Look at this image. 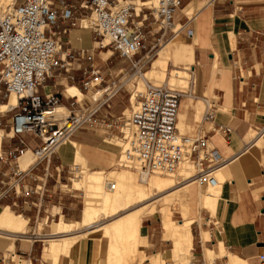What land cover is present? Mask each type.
Instances as JSON below:
<instances>
[{"label":"crops","instance_id":"0c3cea01","mask_svg":"<svg viewBox=\"0 0 264 264\" xmlns=\"http://www.w3.org/2000/svg\"><path fill=\"white\" fill-rule=\"evenodd\" d=\"M143 1L145 0H127L134 5L136 12ZM143 12L148 13V8ZM80 13L79 11L74 14L78 16ZM174 20L176 29L179 24L187 23V29H192L193 35L189 37L187 30L172 35L146 64L145 76L141 78L144 81L161 83H188L184 90L190 94H185L180 99L177 119V127L184 133H194L199 129L198 121L203 117L204 108L201 112L199 109L204 107L205 96L214 98L218 103L216 123L232 127V132L226 138L223 134L215 133L213 125H203L211 145L216 147L228 162L222 169L225 180L221 199L219 197L220 201L215 209L209 208L213 214L218 212L217 216L213 217L211 212L205 210L206 216L202 221L195 220L199 221L200 225L199 240L192 228L193 259L201 262L202 257H205L206 261H213L207 256L221 253L223 256L215 258L217 264H233L238 262V259L240 264H264L261 259L264 255V137L262 141L260 139V143L258 138L255 139L256 134H253V129L264 125V0H181ZM85 21L90 20L83 19L81 25L72 27L66 35L58 36L63 49H92L93 35ZM143 32V44L146 48L139 50L135 58L142 57L147 47L156 43L160 34L154 33L150 17L143 21ZM162 53L165 57L161 62L163 69L153 79L147 77L146 74L154 69L153 63ZM112 55L110 50L101 51L96 53L95 60L101 58L105 63L111 62ZM117 58L121 61L120 65L112 64L106 69L100 65L106 71L108 84L118 81L129 68L128 60L118 56ZM82 64L84 61L80 60L75 63V67ZM75 73L74 83L67 79L47 80L46 91L62 93V106H69L71 102L75 106L88 104L89 93L80 90V72ZM136 79L137 77H134L133 82ZM129 85L130 83L121 85L108 100L109 107H101L95 116L108 114L112 119L124 117L128 103H133L135 92L132 91H136L138 81L133 84L135 88L130 85L129 90ZM70 88H77L80 98L73 95L71 98L68 93ZM40 91L44 93L42 89ZM1 106L3 105L1 104L0 108ZM1 136L2 131L0 139ZM252 139L254 140L251 142ZM25 140L32 147L38 144L29 135ZM8 143L16 145L18 140L3 137L1 149L6 148ZM109 143V138L105 139V134L97 128L83 127L74 131L64 145L59 147L57 155L48 165L52 177L46 180L45 192L42 195L33 193L27 199V205L22 204L23 198L16 199V206L12 205L8 198L0 202L4 216L9 218L7 223L0 220V253H3L4 257H10L11 251L17 249L31 264H34L32 259L36 260V255L40 258L39 263L35 264H51L42 259L44 251H40L37 242L46 241L45 237L50 235L53 222L81 219L80 197L75 190L69 189L72 188L69 187L72 182L70 176L57 173L54 166L61 164L66 167L73 164V170L101 173L103 171H91L90 165L103 170L108 165H114L119 156L114 144ZM31 161L30 151L24 152L19 159L22 168L27 167ZM190 166L192 173L198 171L192 162ZM45 167L42 163L33 170V174L41 176ZM31 183L35 184L36 181ZM198 189L200 187L195 183L184 191L182 209L179 210L183 215L182 221L192 217L198 218ZM21 216L24 222L21 221ZM83 220L84 215L80 222L71 223L81 224ZM214 221L219 222L221 229L212 226ZM160 226L159 218L154 215L143 218L140 232L147 240V244L143 245L145 256L159 255L162 259L170 260L171 239H164ZM221 243L224 245L221 246ZM103 246V241L100 245L97 238L86 237L84 243L75 245L70 258L61 256L59 264H77V260L80 264L81 257L82 264H96L98 255L100 254L99 258L102 255ZM197 247L200 248L199 252ZM226 249L227 253L224 254ZM21 262L18 261L19 264H26Z\"/></svg>","mask_w":264,"mask_h":264},{"label":"built area","instance_id":"2783aa9c","mask_svg":"<svg viewBox=\"0 0 264 264\" xmlns=\"http://www.w3.org/2000/svg\"><path fill=\"white\" fill-rule=\"evenodd\" d=\"M180 6L181 0H155L147 5L143 1L136 12L133 4H120V0H14L4 14L0 13V105H5L0 111L1 139L18 140L16 145L8 143L0 152V202L8 198L16 206V199L23 198L22 204L27 205L33 193L42 195L46 180L52 177L48 165L59 147L83 127L101 130L105 139L118 137L122 145L117 166L136 171L142 182L150 175L173 174L181 161L189 159L198 169L197 179L202 184H219L215 173L228 160L211 145L203 125H213L214 132L226 138L232 127L216 123L219 106L214 98L204 97L203 117L194 133L180 132L177 127L180 99L190 93L167 82L154 84L145 80V88L136 92V104L130 105L127 119H112L108 114L95 116L101 107H109L108 100L125 84L122 81L125 75H144L146 64L156 54V45L169 32L174 35L187 30L189 37L193 35L187 23L179 24L174 30V17ZM147 8L148 13L143 12ZM149 17L159 37L142 57L135 58L139 50L146 48L143 21ZM85 18H90L92 49H63L58 36L66 35ZM109 50L130 64L122 78L112 84L106 82V71L95 60L96 53ZM80 60L84 64L75 67ZM76 71L80 72V90L98 94L97 99L88 98L87 106H75L71 102L63 106L65 112H60L57 107L62 106V93L46 91L47 80L67 79L74 83ZM253 130L258 138L264 137V125ZM27 135L38 144L32 147L25 140ZM26 151L31 152L32 161L21 168L19 158ZM42 163L46 166L43 174L34 175L33 170ZM54 169L68 174L72 181V165L57 164ZM110 187L113 189L114 184ZM212 226L221 229L218 221L212 222ZM261 259L264 260V255ZM192 264L209 263L202 257L201 262L194 260ZM212 264H217L216 259Z\"/></svg>","mask_w":264,"mask_h":264},{"label":"bare ground","instance_id":"6f19581e","mask_svg":"<svg viewBox=\"0 0 264 264\" xmlns=\"http://www.w3.org/2000/svg\"><path fill=\"white\" fill-rule=\"evenodd\" d=\"M146 1L148 0H145L144 4ZM13 3L14 0H0V13L4 14L7 11L5 9L10 8ZM127 3L131 4L127 1H120V4ZM152 3H155V0H150L148 3H146V5ZM84 20H90V18H85ZM89 22L90 21H85L84 23L86 26H88ZM174 30L176 31V26ZM175 34L173 36H175ZM164 58V53H162L161 57L155 63H153L154 69L150 72L148 71L149 73L146 74L147 77H150L152 79L153 77L158 75V72L163 69L161 62L164 60ZM145 73L146 71L144 72L143 76H145ZM139 76L140 75H134L130 77L132 78ZM130 85L135 88L132 83H130ZM136 88V92H141L140 90L145 88V81L143 79H140ZM136 92L134 96L136 95ZM68 93L80 98L77 88H70ZM97 96L98 94H91L90 99L95 100L97 99ZM14 102L15 98L12 96L10 99V103L13 104ZM133 103L136 104L134 97ZM4 109L5 105L1 106L0 111ZM57 110L60 112H65L66 108H64L63 106H59L57 107ZM128 116H126V119L128 118ZM253 134H256V132L253 131ZM257 138L258 137L255 135V139ZM258 139L259 140L257 141H260V139L262 140L263 138ZM190 162L191 161L189 159L181 161L177 170L173 174H169L172 176H176L177 179H188L187 177H191L190 179L185 180V182H183L182 184L178 185L177 183H175L177 180H173L172 178H154V176L157 175L154 174L150 175L145 181L148 182L152 178L150 183L142 187L133 186L132 181L134 178L126 175L128 171L125 173V175L117 177L115 179V182L111 181V178L109 177H112L116 174V171H111L110 173H108V179L105 180V188H102V174L100 172H89L87 170L77 171L73 170L72 167L71 171L73 173V177L71 176V187L78 189L80 187H86L87 190L90 189L92 191L91 193L93 195V198L87 197L85 200V209L83 214L84 220L81 223L88 228L83 231L75 232L73 230L74 224L64 221L53 224L52 232L57 236H49V238H47L49 244L44 249L43 259L50 262L51 264H59L61 256L70 258L74 251L75 245L84 243L86 237L95 234V238L102 239V241L104 242L102 255L100 258H98V264H141L142 259L145 257V253L144 250H141L142 248L137 247L136 239L140 237V229L143 218L146 215L155 214L157 212L156 201L152 202V197L156 194L157 191L158 193L163 195L162 199L165 202H176L175 204H177V210L179 211L180 209H182L184 191H186V189H189L195 183H201L197 179V174L191 172ZM223 168L224 167L218 169L215 173L216 178L219 180V184L217 186L209 184L207 196L200 201V203L204 207L211 209L216 208L218 198L220 197L219 190H222L221 187L225 180L222 173ZM132 171L137 175V180L141 181L136 171ZM111 183L114 184L113 189H111L110 187ZM133 204H138V206L132 207L133 209L127 212H122V207H125L123 209H127ZM3 213V209L2 207H0V220H3L4 223H7L9 221V218L5 217ZM168 217L169 214L165 213L163 216V221L165 223V235L166 237L171 239L174 246L169 252L170 260L167 259V261L166 259H162L158 255L152 257L150 259V262L151 264H169L168 262L170 261V264H173L174 262L178 261L180 262V264H187L190 259L193 258V255L191 253V249L193 247L192 224L196 219L192 217L181 222H170ZM20 219L23 222L25 221L22 216L20 217ZM1 229L2 228H0V232ZM60 234H63L64 236L58 237V235ZM223 245L224 244L221 243V246ZM214 260L207 262L209 264H212ZM76 263L78 264V260ZM80 264H82V257L80 260ZM233 264H240L239 259L238 262H233Z\"/></svg>","mask_w":264,"mask_h":264},{"label":"rangeland","instance_id":"374dc122","mask_svg":"<svg viewBox=\"0 0 264 264\" xmlns=\"http://www.w3.org/2000/svg\"><path fill=\"white\" fill-rule=\"evenodd\" d=\"M9 9V8H8ZM8 9H5V10H8ZM173 34L172 33H168L167 35H166V37L160 42V44H157L156 45V47H155V51H156V54H157V51L159 50V48L161 47V45L164 43V42H166L168 39H170V37L172 36ZM148 49L150 48V47H147ZM101 56V55H100ZM96 61L98 62V64L99 65H101L103 68H109L108 66H111L112 64H116V65H120L121 64V61L117 58V56H116V54H113L112 55V59H111V62H107V63H105L101 58H98V59H96ZM122 76L123 75H121V77L120 78H122ZM187 76V75H186ZM124 78H126V79H124ZM131 77H128V75H125V77H123V83H133L134 85H135V83H136V80L139 82V80L140 79H142L141 77H137V79L133 82V78L134 77H132L131 79H130ZM156 78H159V80H163V79H161L160 77H156ZM153 79V78H152ZM129 80V81H128ZM128 81V82H127ZM152 83H154V84H160L161 83V81H157V82H154V81H152V80H150ZM165 82V81H164ZM177 81H171V82H168L167 81V83L169 84V85H171V86H173V87H176V88H181V87H187L188 86V83L185 81V82H181L180 84H177L176 83ZM136 87V86H135ZM128 88H129V90H130V85L128 86ZM144 89H142V90H140L141 92L143 91ZM132 92H136L135 91V89H133V91ZM90 95V94H89ZM132 107H134L135 106V104L134 103H132V105H131ZM131 106H130V103H128V109H127V111H126V113H125V115L126 116H128L129 115V113H130V110H131ZM203 108L204 107H201L199 110H200V112L203 110ZM126 116H124V117H126ZM179 131L180 132H183V130H180L179 129ZM109 141L111 142V143H109V145H112V143L114 144V146L117 148V154H119V156H118V159H117V161H116V163L114 164V165H108L105 169H103V170H101V169H95L94 168V165L93 164H91L90 166H91V171H103V172H101V174H102V177H101V185H102V188L104 187L105 188V185L106 184H104L105 183V180L106 179H108L107 177H109L108 176V172H110V171H112V170H114V171H116V174L114 175V176H112V177H109V178H111V181H114L115 182V179L117 178V177H121V176H123V175H125V173L128 171V173H126V175L127 176H129V177H131V178H134L133 179V186H145V185H148L149 183H150V181L152 180V178L148 181V182H141V181H138L137 180V175L132 171V170H130V169H124L123 167H118L117 166V164H118V162L120 161V158H121V145H122V141L118 138V137H110L109 138ZM262 141V140H261ZM261 141H260V143H261ZM108 143V142H107ZM55 157V156H54ZM112 164V163H111ZM81 165L79 164V167H80ZM72 167H73V164H72ZM107 170H109V171H107ZM194 174L196 173H198L197 172V170L196 171H194L193 172ZM119 174V175H118ZM180 174V173H179ZM178 174V175H179ZM73 177V176H72ZM71 177V178H72ZM154 178H162V179H167V178H172L173 180H177L175 183H177L178 185H180V184H182L183 182H185V180H188V179H190L191 177H187L188 179H186V178H180V179H177V177L176 176H172V175H156V176H154ZM71 183L72 182H70V185H69V187H71ZM197 185L200 187V189H198V193H197V200H198V214H197V219L196 220H199L200 222L202 221V219H203V217L204 216H206V211L205 210H208L209 212H211L210 210H209V208H207V207H204L201 203H200V201H201V199H203V198H205L206 196H207V192H208V187H209V184H206V185H204V184H202V183H197ZM222 186H223V184H222ZM117 187H118V185H117ZM222 188V187H221ZM220 188V189H221ZM69 189H71V190H75V192L76 193H78L79 194V197H80V208H81V219L80 220H77V221H65V220H61V221H56V222H53L52 223V228H53V224H55V223H60V222H62V221H64V222H67V223H71V222H80L81 220H82V216H83V209H84V206H85V200H86V198L87 197H91V198H93V195H92V191L90 190V189H88L87 190V188L86 187H80L79 189H72V188H69ZM85 189H86V191H85ZM193 189V188H192ZM89 191V192H88ZM193 190H191V192H192ZM200 192H201V194H200ZM219 192H220V199H221V193H222V190H219ZM88 193V194H87ZM193 193V192H192ZM199 195H201V196H199ZM162 196L163 195H161L160 193H158L157 191H156V194L152 197L153 199H152V202H155L156 201V205H157V212L155 213V214H150V215H154L155 217H157V218H159V221H160V228L162 229V232H163V237H164V239H169V238H167L166 236H165V223H164V221H163V216H164V214L166 213H168L169 214V221L170 222H177V221H179V222H181L182 220H183V215H182V213L180 212V211H178L177 210V204H175L176 202H172V203H167V202H165L163 199H162ZM200 199H199V198ZM154 198H156V199H154ZM220 199L218 198V201H220ZM158 200V201H157ZM218 201H217V203H218ZM200 203V204H199ZM167 204V205H166ZM136 206H138V204H133V205H131V207H129V208H127V209H123V208H125V207H122L121 208V210H123L122 212L124 213V212H127V211H129V210H131V209H133L132 207H136ZM167 206V207H166ZM3 207V206H2ZM176 208V209H174V208ZM4 208H6V207H4ZM12 209H13V207H11ZM162 208V209H161ZM8 209V208H7ZM8 210H10V211H12L11 209H8ZM14 210V209H13ZM168 210V211H167ZM202 211V216H201V211ZM213 210V209H212ZM15 211V210H14ZM16 212V211H15ZM217 214H218V212H216ZM208 215H209V213H207ZM211 214H212V216L213 217H215V216H217V214H213L212 212H211ZM146 216H148V215H146ZM145 216V217H146ZM104 220H107V219H104ZM199 221H197V222H195V223H193V225H192V228H193V232H194V235L195 236H197V239L199 240V232H200V225H199ZM72 224V223H71ZM79 226V227H78ZM86 228H88L87 226H85V225H82V224H75L74 226H73V230L76 232V231H83V230H85ZM196 228V229H195ZM198 228V229H197ZM141 230V229H140ZM27 234H28V229H27ZM54 233L51 231V233H50V235H48V236H46L45 237V242H42V241H40V242H37L38 244H39V248H40V251L42 250V253H43V251H44V249H45V247L46 246H48V244H49V241L47 240V238H49V236L50 237H54L56 234H54ZM57 236V235H56ZM55 236V237H56ZM60 236H64L63 234H60V235H58V237H60ZM88 237H94L95 238V234H92V235H90V236H88ZM209 237H210V233H209ZM97 241L99 242V244L100 245H102V241L101 240H98L97 239ZM170 242H171V248H173V242L171 241V240H169ZM136 244H137V247L139 248H142L141 250H144V247H143V245H146L147 244V240H146V237L145 236H143L142 234H141V232H140V237H138V239H136ZM199 244H200V242H199ZM43 248V249H42ZM214 250V249H213ZM200 251V248L199 247H197V252H199ZM192 252V254H193V251H191ZM145 253V252H144ZM227 253V249H226V251H224V254H226ZM99 256H100V254L98 255V258H99ZM152 256H154V255H152V254H150V255H148V256H145L143 259H142V262H141V264H151V262L149 261L151 258H152ZM193 256H194V254H193ZM206 256H207V254H206ZM217 256H223L221 253H216L214 256H207L210 260H214ZM39 258L40 257H37V255H36V260L34 259H32V261H33V263L35 264V263H39ZM43 259V258H42ZM19 260H21L22 262L21 263H26V264H31L30 262H28V261H26L27 260V257H24V255H22L21 254V252L20 251H18L17 249H14V251H11V255H10V257L8 256V257H4V254L3 253H0V264H19L18 263V261ZM167 260V259H166ZM168 261V260H167ZM192 262H194V259L192 258V259H190V261L187 263V264H192ZM169 264H170V261L168 262ZM96 264H98V259H97V262H96ZM173 264H180L179 262H176V263H173Z\"/></svg>","mask_w":264,"mask_h":264}]
</instances>
